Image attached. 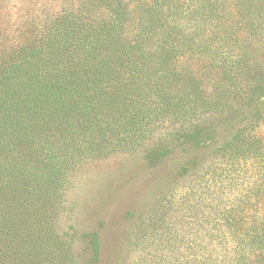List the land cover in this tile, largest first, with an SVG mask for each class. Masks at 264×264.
<instances>
[{
	"label": "trees",
	"instance_id": "obj_1",
	"mask_svg": "<svg viewBox=\"0 0 264 264\" xmlns=\"http://www.w3.org/2000/svg\"><path fill=\"white\" fill-rule=\"evenodd\" d=\"M76 3L0 41V264H101L97 233L81 261L61 231V190L129 151L195 177L137 226L136 264H264V0Z\"/></svg>",
	"mask_w": 264,
	"mask_h": 264
},
{
	"label": "rangeland",
	"instance_id": "obj_2",
	"mask_svg": "<svg viewBox=\"0 0 264 264\" xmlns=\"http://www.w3.org/2000/svg\"><path fill=\"white\" fill-rule=\"evenodd\" d=\"M72 1L77 4L79 0H0V41L14 40L31 26L36 31L41 21ZM213 79L203 84L208 94L219 87L218 78ZM175 126L166 123L160 130ZM257 132L264 141V125ZM203 152L202 158L201 153L198 155L199 165L217 162L210 153ZM194 179L192 174L179 178L171 163L148 165L139 151L81 160L63 184L57 221L62 232L72 235L74 251L81 261L89 257L86 235L97 233L101 264H136L132 241L137 226L156 201L175 193L179 198Z\"/></svg>",
	"mask_w": 264,
	"mask_h": 264
}]
</instances>
